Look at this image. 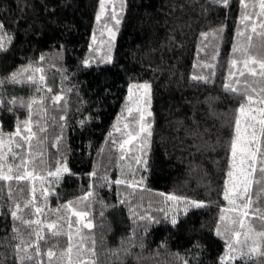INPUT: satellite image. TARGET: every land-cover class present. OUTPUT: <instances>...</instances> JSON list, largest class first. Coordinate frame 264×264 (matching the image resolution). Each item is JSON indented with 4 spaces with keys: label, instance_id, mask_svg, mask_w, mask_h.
I'll return each mask as SVG.
<instances>
[{
    "label": "trees",
    "instance_id": "trees-1",
    "mask_svg": "<svg viewBox=\"0 0 264 264\" xmlns=\"http://www.w3.org/2000/svg\"><path fill=\"white\" fill-rule=\"evenodd\" d=\"M243 3L249 4L247 10ZM243 3L228 0L224 7L212 0H125L119 23L116 21L110 60L97 59L85 66L82 62L91 50L100 0H0L4 24L0 44L6 49L0 50V130L6 138L30 120L29 126L36 132L30 146L17 149L15 145L21 141L15 136L11 144L17 161L25 148L29 153L25 158L35 159L31 183L0 182V261L49 264L45 253L52 245L58 244L51 247L57 257L65 250L66 235L50 237L44 228V239L36 241L29 236L30 228L12 219L13 201L23 209L18 212L23 219L37 218L24 208L33 200L32 187L35 205L44 210L39 216L42 226L56 220L62 233L72 235L71 264L81 260L89 264H225L232 235L225 225L241 231L242 244L237 247L247 251L255 240L264 251V238L257 235L264 231V197L258 200L256 195L261 185H251L253 204L248 209L239 204L229 209L224 198L235 122L240 121L242 138L250 139L244 136L245 128L255 123L250 117L260 118L258 104L249 106L238 94L226 91L225 85L243 89L247 81L259 94H253L254 99L264 98L260 92L264 70L258 64L244 68L241 63L248 56L264 60V36L253 33L249 44L246 28L254 23L260 32L261 18L244 20L254 10L252 1ZM108 18H103L105 24ZM233 59L237 60L235 68ZM37 68L43 71L36 72ZM252 71L257 74L251 75ZM13 74H18L20 83L11 82ZM40 75L45 77L43 82ZM29 76L37 82H26ZM194 76L209 78L211 83L194 80ZM139 79L150 84L151 135L145 134L139 155L125 159L120 135L113 127L129 82ZM55 95L63 96L58 104L49 99ZM33 100L38 103L32 104ZM37 124L46 131H37ZM257 136L258 156L264 155V136L259 132ZM5 156L12 163V156L0 148V159ZM41 158L43 165L39 164ZM60 165L74 175L62 173L59 179L47 175ZM28 170L32 171L31 164ZM260 176L257 162V171L250 178ZM117 180L124 183L117 184ZM88 192L92 195L80 203L79 198ZM184 198H198L205 206L182 209L178 202ZM69 202L72 210L87 211L88 216L71 215L72 210L62 208ZM243 211L249 215L242 218L244 228L239 229L231 222L241 219ZM221 216L226 219L221 221ZM172 218L176 225L171 224ZM65 221L70 228L64 226ZM89 221L93 227L85 228ZM249 226L251 239L244 244L243 233ZM217 228L223 236L215 234ZM92 241L94 256L88 251ZM34 242L39 244V254ZM233 255L228 264H242L241 257ZM52 264H63V258L54 257ZM246 264H264V256L254 255Z\"/></svg>",
    "mask_w": 264,
    "mask_h": 264
},
{
    "label": "snow or ice",
    "instance_id": "snow-or-ice-1",
    "mask_svg": "<svg viewBox=\"0 0 264 264\" xmlns=\"http://www.w3.org/2000/svg\"><path fill=\"white\" fill-rule=\"evenodd\" d=\"M213 3H223L224 7L228 6V0H212ZM243 3V0H241ZM243 6L245 10L249 8V4L243 3ZM253 8V13L251 15H246L244 16V20H251L253 16H258L261 18V22L259 24V28L261 29L260 32H257V26L253 23L252 25H247L246 28L249 30V35H248V41L249 44H251L252 40V34L255 33L260 36H264V0H258L257 3H253L251 5ZM258 9V11H256ZM99 19V17L97 18ZM117 23L119 21L117 20ZM4 28V24L2 21H0V29ZM240 35H243V32L239 33ZM206 35V34H205ZM264 46V45H262ZM0 50H6L4 48L3 44H0ZM234 52L239 51V49L234 48ZM247 53V50H245ZM43 59V57H41ZM110 60V57L108 58ZM85 66H90V62L88 60H85L82 62ZM242 65L244 68H248L249 63L253 64H258L259 68L261 70H264V60L257 61L254 57L248 56L247 59L243 60ZM232 65L235 68L237 65V60L233 59L232 60ZM43 70L40 68L36 69V72H42ZM232 73L230 72V75ZM251 75L255 76L257 73L255 71H252L250 73ZM240 76L244 75V72L241 71L239 72ZM261 75H264V71L261 72ZM11 82L13 83H20L21 81L18 79V74H13L11 76ZM45 77L43 75L39 76V81L43 82ZM194 80H200L203 81L204 83H211V80L209 78H205L203 76L199 77H192ZM28 83H33L35 84L37 81L33 78V76H29L27 81ZM2 83V82H0ZM237 85L240 84V81L237 80L235 81ZM139 87L143 89H150V85L144 84L140 85ZM40 89H37L39 91ZM225 90L238 94V98L241 101L246 102L249 106L252 104H258L259 108V114L260 118L257 119V116L253 114L250 119L251 121H254L255 123H250L248 127L245 128V135L250 136V139H243L241 135V128H240V121L236 120L235 122V140L230 142L229 148L231 151V157H232V165L231 168L236 170V173L238 174V181L233 184V188H228L224 192V198L229 201V204H235L236 201L233 199H230V193L233 191V189H238L236 192V197L237 199L241 200V206L244 209H248L252 206L253 200L251 195H249V191L251 188V185L253 182H255L258 185H261L259 191L257 192V199L259 200L260 198L264 197V155L258 156L259 153V140L257 136V132H259L260 136H264V98L260 99H254V95H259L256 93V90L254 88H250V85L247 83V81L244 82V88L243 89H238V87H233L232 84L225 85ZM49 92H51V89H48ZM261 93H264V88L260 90ZM251 93V94H250ZM49 99L52 101L53 104H58L62 99V95H55L52 97H49ZM42 102V101H41ZM38 101L33 100L32 104H36ZM27 107H31V105H27ZM253 113H255L256 110H252ZM129 114H131V109L128 110ZM239 112L241 115L244 114L245 108L243 105L239 108ZM143 120V115L139 117V120L137 123L140 124L139 127V132H145L146 128L143 123H140V121ZM31 123L30 120H26L23 124V127L21 128L20 126H17L15 132L13 135H9L5 138V136L2 133V130H0V148L3 149V152L5 154H10L12 156V163H9L6 156L3 159H0V182H10L15 180L17 183L20 181L27 180L29 183H31V180L33 178V174L35 171L36 167V161L35 159H26L25 157L29 155L28 149H24V155L20 156L19 160L17 161V152L13 151L11 144L14 142V136L15 137H20L21 143H16L15 147L17 149L21 148L22 145H28L30 146L31 140L36 136V132H33L32 128L29 126ZM81 123H85V121H81ZM63 127V126H61ZM127 127V125H125ZM150 127V125L148 126ZM249 129L251 131L249 132ZM119 131V129H117ZM37 131L39 132H45L46 128L40 127L39 124H37ZM21 132L24 134L21 135ZM139 134V133H137ZM129 137L131 139H135L134 136H132L131 133H128ZM148 135L150 136L151 133L148 132ZM62 139L61 137L57 138V143L59 140ZM131 139H126L123 141V143L120 145L121 149L124 148L125 144L131 143ZM7 141V142H6ZM239 152L240 158H239V166L237 165V153ZM257 162H259V172L261 173V176L259 179H251L250 177H254L255 172L257 171ZM13 164L15 165V168L13 167ZM31 164L32 166V171L28 170V166ZM40 165L45 164V161L41 158L39 161ZM62 173H69V175H74L73 173L70 172V170L65 166V165H60L59 167L55 168V171H49L47 173L48 176L55 177L56 179H59ZM89 175H95V173H90ZM234 173L233 171L228 172V177L229 181L232 182V177ZM117 184H122L124 183L123 180H117L115 181ZM8 195L9 198H11V192H12V185H8ZM3 190V184L0 183V191ZM30 191L33 194V200H29L25 203L24 208L28 209V215L33 216L35 215L37 218L35 220H30V219H23L20 215H18V212H22L23 209H21L20 205L18 203H15L13 201V210L11 211V217L13 220H20L21 223L26 225L28 228L31 229L29 232V236H34L36 237V241L43 240L44 236L41 234L44 230V228H47L48 234L50 237H59L61 235H66L67 236V244L65 246V250L60 253V256L57 257L56 252L51 250V247H57L58 244L52 245L49 250L45 253V255L48 258L49 264H52L53 258L56 257L57 260L59 261L61 258H63V264H71V253L73 251V239L72 235L70 233H62L60 228L57 226V221L53 220L50 223H47L46 225L42 226V221L39 219L40 215H43L44 210L42 207L36 206L34 203V198H35V187H32ZM43 195V190L41 192ZM92 193L88 192L85 196L79 198L80 203H84L87 201L88 197L91 196ZM162 195V194H161ZM167 199L169 200H174L176 199L174 196H168ZM46 205V201H43ZM192 207H204L205 205L203 203H197V202H189ZM34 208V212L32 209ZM64 209H69L72 210V202H69L65 205L62 206ZM57 212H60L61 209H57ZM71 215H74L78 218H85L88 216L87 211H71ZM249 215L248 211H243L240 213L241 219L239 220H233L231 223L233 225L238 224L239 229L244 228V221L243 217H247ZM143 219V217H141ZM264 219V217H261ZM58 219H64V217H58ZM221 221H224L226 218L224 216L219 217ZM172 225L177 224V220L175 218H172L171 220ZM35 226V227H33ZM70 228V224H68L67 221H65V225ZM85 228H91L93 227L92 223L89 221L87 224L83 225ZM225 230L231 232V240L227 243V247L229 248L230 252L226 253L225 256V264H228L229 261L234 259V255H238L242 259V264H246L247 259L251 258L252 256H264V251H261V245H259L255 240H252V243L248 245L247 251H244L242 247H237V245H241L242 242L240 240L241 237V231L230 227L229 225H225ZM13 231L19 233L18 228H14ZM78 231V230H77ZM253 229L251 226H249L248 232H244V244H247V242L251 239V236L249 235L250 232H252ZM215 234L218 236H223L224 233L220 231L219 228L216 229ZM257 235L261 238H264V231H261L257 233ZM15 238V237H14ZM81 237V241H82ZM23 242V241H21ZM95 241H92L93 247L88 249L92 253V255H95V248H94ZM33 246L35 247L36 253H40V248L39 244L37 242H34ZM18 249V246H15ZM196 247H199V245H196ZM82 249L80 247L77 248V251H81ZM31 259V257H29ZM0 264H4V261H0ZM37 264H42V262L38 261ZM80 264H89L88 261L81 260ZM91 264H95L94 261L91 262ZM183 264H188L187 261H184Z\"/></svg>",
    "mask_w": 264,
    "mask_h": 264
},
{
    "label": "rangeland",
    "instance_id": "rangeland-1",
    "mask_svg": "<svg viewBox=\"0 0 264 264\" xmlns=\"http://www.w3.org/2000/svg\"><path fill=\"white\" fill-rule=\"evenodd\" d=\"M251 5L255 2L253 0ZM257 1V0H256ZM258 2V1H257ZM125 0H100L99 10L98 13L99 19L96 20L94 30L92 32V38L90 42L91 50H89L87 57L85 60L88 61H95L97 59L103 60L108 59L111 57L112 52V40L116 34V21L118 20L119 13L124 8ZM250 5V6H251ZM104 17H109L107 23L105 24L103 21ZM104 35V36H103ZM150 85L147 79H139L130 81L128 84L127 96L126 101L119 113V116L115 122L113 127V131L116 135L119 136V144L121 145L124 140L131 139L128 133H131L135 139H131V143L125 144L123 148V157L128 159L132 155H139V152L143 149L142 146L145 144L144 138L146 137L145 134L149 131L150 125V89H143L139 87L140 85ZM131 109V114H129L128 110ZM143 115V120L140 123H143L146 131L139 132L140 124L137 123L139 117ZM127 125V127H125ZM119 129V131L117 130ZM139 133V134H137ZM246 136V135H244ZM246 139V138H244ZM239 158L240 154L237 153V165L239 166ZM133 158H131L132 160ZM130 160V161H131ZM129 161V162H130ZM128 164H131L128 163ZM232 165V163H231ZM233 171L234 175L232 177V182L229 181L228 177V188H233V184L238 181V174L236 173L235 169L230 168ZM238 189H233L230 193V199L236 201L235 204H239L241 206V200L237 199L236 192ZM201 200L198 198H184L179 200V204L182 209H185L187 206L191 205L189 202H197L199 203ZM238 205L229 204L228 201V208L235 209ZM242 209H244L241 206ZM228 220V218H227Z\"/></svg>",
    "mask_w": 264,
    "mask_h": 264
}]
</instances>
